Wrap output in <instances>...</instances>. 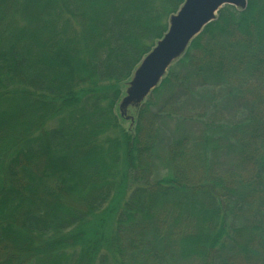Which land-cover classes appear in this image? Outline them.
<instances>
[{
  "label": "trees",
  "instance_id": "1",
  "mask_svg": "<svg viewBox=\"0 0 264 264\" xmlns=\"http://www.w3.org/2000/svg\"><path fill=\"white\" fill-rule=\"evenodd\" d=\"M183 1L0 0V264H264V0L118 110Z\"/></svg>",
  "mask_w": 264,
  "mask_h": 264
},
{
  "label": "water",
  "instance_id": "2",
  "mask_svg": "<svg viewBox=\"0 0 264 264\" xmlns=\"http://www.w3.org/2000/svg\"><path fill=\"white\" fill-rule=\"evenodd\" d=\"M225 5L245 9L246 0H184L168 19V28L133 71L118 103L121 116L133 122L127 114L129 107L136 108L158 85L168 67L186 50L191 40L212 22ZM211 8L208 13L202 9Z\"/></svg>",
  "mask_w": 264,
  "mask_h": 264
},
{
  "label": "rangeland",
  "instance_id": "3",
  "mask_svg": "<svg viewBox=\"0 0 264 264\" xmlns=\"http://www.w3.org/2000/svg\"><path fill=\"white\" fill-rule=\"evenodd\" d=\"M127 87V86H126ZM126 89V88H125ZM125 94V92H124ZM221 107V114L223 115L224 118H228L231 119L234 116H238L239 115V111L244 107L243 103L237 101V100H226L222 103V105H220ZM134 108L129 107L127 110V114L134 116ZM134 118V117H133ZM130 124H132L133 122H131V120L129 119H125L124 121V125L128 126ZM166 139L164 137H161V141L158 142V146L160 148H164V146L166 145ZM163 172L159 169L156 170V175H160Z\"/></svg>",
  "mask_w": 264,
  "mask_h": 264
},
{
  "label": "snow or ice",
  "instance_id": "4",
  "mask_svg": "<svg viewBox=\"0 0 264 264\" xmlns=\"http://www.w3.org/2000/svg\"><path fill=\"white\" fill-rule=\"evenodd\" d=\"M210 10H212V9L211 8H206V9H202L201 11H202V13L203 12H207L208 13Z\"/></svg>",
  "mask_w": 264,
  "mask_h": 264
}]
</instances>
